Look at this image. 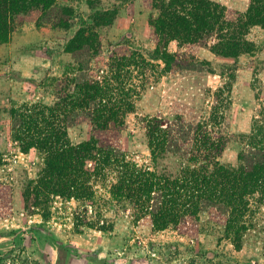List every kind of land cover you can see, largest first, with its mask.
<instances>
[{
	"label": "rangeland",
	"instance_id": "1",
	"mask_svg": "<svg viewBox=\"0 0 264 264\" xmlns=\"http://www.w3.org/2000/svg\"><path fill=\"white\" fill-rule=\"evenodd\" d=\"M213 1L239 12H245L249 4V0ZM60 9H69L71 16H62ZM110 10H115L116 16L110 26L98 30L97 56L63 51L81 20L89 22L96 11ZM155 14L146 0H55L54 9L44 15L34 13L0 45V108L6 111L0 115V188L7 187L11 195V214L0 221V264H264V198H254L251 203L239 251L206 212L200 214L197 235L187 234L185 226L154 232L145 222H133L127 206L109 203V179L95 187L102 220L113 226L109 231L83 227L78 232L75 216L83 211L94 219L96 207L74 200L55 197L46 217L40 211L24 209L23 188L37 177L43 156L34 149L21 151L13 138L15 122L8 111L25 104L52 105L55 91L51 79L61 78L77 62L83 64L82 71L73 72L79 77L110 78L107 65L113 52L135 51L156 66L147 72L148 80L119 137L129 160L150 164L144 135L148 118L157 117L165 125H175V130L188 132L191 125L214 115L219 123L215 129L233 138L220 163L232 168L239 165L244 144L235 137L249 133L251 121L264 103V29L250 30L247 39L254 43L255 52L237 60L212 54L208 50L212 40L207 41V47H178L171 42L169 52L187 54L192 64L189 69L165 73L162 63L153 57L155 39L148 21ZM60 17L69 19L72 27L61 28ZM89 135L85 123L68 130L74 144ZM190 136L189 130L187 139ZM180 163V159L169 158L158 168L173 172Z\"/></svg>",
	"mask_w": 264,
	"mask_h": 264
},
{
	"label": "trees",
	"instance_id": "2",
	"mask_svg": "<svg viewBox=\"0 0 264 264\" xmlns=\"http://www.w3.org/2000/svg\"><path fill=\"white\" fill-rule=\"evenodd\" d=\"M146 2L156 12L148 21L155 39L153 57L162 63L165 73L189 69L192 64L187 54L169 52L171 42L178 47H207V41L212 40L208 45L212 54L237 60L255 52L254 43L247 39L250 30L264 29V0H249L245 12L213 0ZM54 7L55 0H0V45L6 44L11 33L31 15H44ZM60 13L71 16L69 9H60ZM115 16V10L96 11L89 22L81 20L63 51L97 56L98 30L110 26ZM61 18L58 25L70 29L69 19ZM82 67L77 62L61 78L51 79L55 91L52 105L25 104L8 111L15 122L13 138L21 151L34 149L43 156L42 169L23 188L24 209L29 213L40 211L46 217L55 197L74 200L96 207L94 219L83 211L75 216L78 232L83 227L109 231L112 223L102 220L95 191L96 184L109 179V203L127 206L133 222H145L154 232L185 226L187 234L197 235L200 214L206 212L213 224L222 227L235 250H241L251 203L254 198H264V103L252 119L249 133L235 137L244 144L237 167L220 163L233 138L215 129L219 123L214 115L191 125L188 132L175 130V125H165L157 117L148 118L144 135L150 164L138 165L127 158L119 137L126 116L133 112L134 101L148 80L147 72L156 66L142 54L127 51L110 56V78L99 80L73 73L82 71ZM4 112L0 108V115ZM83 123L90 128L89 138L71 143L68 130ZM189 130L191 136L187 139ZM169 158L180 159L182 164L173 172L159 169L160 162ZM10 214L11 195L3 186L0 221ZM262 242L264 250V235Z\"/></svg>",
	"mask_w": 264,
	"mask_h": 264
},
{
	"label": "crops",
	"instance_id": "3",
	"mask_svg": "<svg viewBox=\"0 0 264 264\" xmlns=\"http://www.w3.org/2000/svg\"><path fill=\"white\" fill-rule=\"evenodd\" d=\"M250 130V129H249ZM240 134H244V133H240Z\"/></svg>",
	"mask_w": 264,
	"mask_h": 264
}]
</instances>
